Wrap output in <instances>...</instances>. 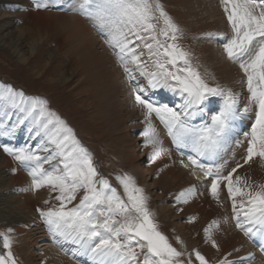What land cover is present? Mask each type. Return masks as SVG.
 <instances>
[{
  "label": "snow or ice",
  "instance_id": "6c2138e0",
  "mask_svg": "<svg viewBox=\"0 0 264 264\" xmlns=\"http://www.w3.org/2000/svg\"><path fill=\"white\" fill-rule=\"evenodd\" d=\"M228 22L231 25L233 36L224 45L229 59L239 63L247 79V89L250 93V102L255 105V119L250 125V131L242 135L247 139V155L244 163H248L254 157L264 160V0H221ZM46 5L36 0V7ZM83 14L98 22L101 28H107V43L110 47L118 49L117 59L121 62L124 72L132 79L131 69L127 66L131 62L141 66V75H147L148 85L151 88L171 87L166 81L168 78L177 81L181 85V93H188L191 98L188 103L202 104L208 96L224 95L218 88L209 87L200 78L199 74L190 66L177 69V72H185L186 76L169 71L165 63L158 58L160 55L169 59L167 63L175 66L178 60H183L188 65L186 53L176 43H167V38L172 41L178 39L180 29L172 21L171 17L163 10L159 0H84L81 5ZM158 13V16H157ZM163 27L157 32L160 21ZM146 33L147 35H142ZM165 37V41L157 37ZM212 35V34H210ZM130 37L143 43L150 56H156L154 61L158 72H145L140 62L134 43ZM152 42H146V41ZM139 47V45H136ZM155 48V51H154ZM163 48V53L159 49ZM142 54V53H141ZM135 101L143 109H146L145 120L147 127L142 135L146 138V145H154L150 156L152 161L160 155L163 149L159 147L156 130L150 117L153 113L166 125L169 135H172L178 147L191 145L198 156L216 155L225 143L226 133L230 122L237 115V97L228 92L223 109L218 115H212L211 124L199 129L188 127L181 119L180 113L167 105H156L144 98L145 88H133ZM0 101L6 102L11 108L24 113L22 119H18L15 129L23 125L26 120H31L37 128L48 138L49 143L55 145V151L51 156L44 157V163H51L56 157H60L63 168L53 166L52 171H47L41 164V158L35 156L27 149H19L13 152L5 147L4 151L14 155L16 160L35 161L29 175L33 178L34 188L48 185L54 191L59 190L55 197L60 201L57 210L41 211L40 214L48 221L54 235H59L65 240L78 244L92 254L98 264H136L140 253L135 249H147L143 256L142 264H182L179 260L183 254L178 252L168 243L167 237L156 229V225L150 219L145 205L143 190L135 186L131 177H118L123 185L127 202L112 188L108 181H97L96 169L92 165L91 157L87 150L76 139L73 130L47 107V101L38 97L26 96L23 91H17L10 86L0 85ZM251 111L245 107L244 112ZM0 122V135L7 134ZM40 132H37L39 135ZM240 143V141H237ZM193 165L197 160L189 157ZM207 177H213L211 181V194L219 200L221 182L225 181L228 195L233 199V211L237 216V227L246 234L256 235L252 227L244 228L239 220L240 212L237 211L236 197H247V203L240 202L245 221L250 225H259L264 229V185L258 190L245 191L239 185L242 178L233 177L237 169L242 165L237 164L227 175H221L219 168L214 174L212 168L203 169ZM223 167V166H220ZM246 183V182H245ZM99 184V187H97ZM84 189V195L75 207L66 210V204L76 199L78 190ZM195 191L194 186L182 191L177 196V201L187 203V197ZM135 213L136 215H132ZM124 217L117 220L116 217ZM217 222L205 228V235L210 239V229ZM138 238V239H137ZM136 241L133 244V241ZM213 246L215 242L213 241ZM4 247L10 244L5 238ZM195 259L199 264H208L199 251L195 252ZM0 264H16L11 252L7 257L0 256ZM221 264H231L222 261Z\"/></svg>",
  "mask_w": 264,
  "mask_h": 264
},
{
  "label": "rangeland",
  "instance_id": "374dc122",
  "mask_svg": "<svg viewBox=\"0 0 264 264\" xmlns=\"http://www.w3.org/2000/svg\"><path fill=\"white\" fill-rule=\"evenodd\" d=\"M72 1H65V3H67L66 8L71 7L72 12L74 13L69 15L65 13L60 14L59 6L54 1L48 0L47 2L44 1V3L39 0L40 3L46 5L43 7V13L54 16H79L78 13L82 10L81 5L83 2L82 0L79 1L80 9H78V7H74ZM200 1L205 2L206 8L203 9L213 10L212 8L214 7V9L219 11L218 19L220 22H216L218 19H212L211 26H213L206 27L203 30L197 26L201 25L200 20H193L191 16V14H198L200 12ZM32 3V10H35V13H38L37 11H39V8L36 7V0ZM159 3L180 29L176 41L167 38L166 42L169 44L173 42L176 43L177 46L187 54L186 59L188 60V65H185L183 60H178L176 65L173 66L167 63V60L169 59L168 57L160 55L158 58L161 62L165 63V67L169 71L177 73L183 77L186 76L187 73L177 72V69H183L190 66L199 74L200 78L209 87L218 88L223 93H228L232 90L234 95H239L241 89H243L244 86L247 87V84H243L242 87L241 81L243 80L244 82L246 76L241 68H238L233 64L232 59H226L229 57L225 51L224 45L233 36V32L231 25L228 22L227 14L224 11V6L221 4V0H159ZM7 4L9 3L0 5L11 8L8 7ZM2 6H0V11L3 9ZM14 9L18 11L20 10L19 6H16L11 10L4 11L10 12V15L15 13L13 15L17 16L18 12ZM216 10H213L210 14H216ZM4 14L8 15L9 13ZM52 19L54 22L47 21V23H51L50 34L46 39L44 38L43 45L40 47V52L38 53L40 56H43L44 54L43 58H40V56L34 58L33 56L30 61L24 62L23 59L19 58L20 56L12 53V49L9 46L8 48H2L0 39V82L5 86L13 87L17 91H23V93L27 94L29 97L35 96L47 101L48 109L56 113V115H58L68 127L73 130V133L80 144L82 145V140H86L92 146L95 152L92 149H86L91 157V161L93 160L92 157L94 153L99 156L101 160L100 165H96L92 161V165L97 172L95 179L97 181L100 179L107 180L109 185L112 188H115L117 193L126 202L127 196L124 193L123 185L120 183L118 177L125 175L131 177L135 182V186L143 190L142 194L145 197V205L149 212L150 219L156 225L157 231L167 237L168 243L178 252L183 254L179 257L182 264H199V261L195 259L194 252L200 250V253L202 255L204 254L200 245L195 246V248L191 245L188 230L184 226L185 223L188 222V218L181 219L180 222L176 220L181 217L182 213L180 212V208L173 202L174 194L167 195L160 189H152L151 183L153 182L154 172L151 167L154 165V161L149 159V156L140 159L142 153L145 152V154H147V151L145 150L146 138L142 135L143 130L147 127V121L145 120L146 109H143L136 103L132 89L139 87L145 88V93H141V95L158 106L161 105V102L164 100H168L169 98L174 99V106L169 104L166 105L180 113L182 118L183 115L190 118L191 110L195 113H199L200 106L205 104L209 107V104L215 100L214 97L220 96H208L202 104L190 105L188 101L191 98L188 96V93H181V85L171 78H168L166 81L171 85L170 88H151L148 85L147 75H141V66L132 63L131 57L129 56L127 57L129 60L127 66L131 69V76L133 77L130 79L129 75L124 72L121 62L117 59V50L112 47L114 50L108 52L109 54L111 53V58L116 62V66L120 69L123 76L122 83H124V86L122 87L124 90L128 91L129 94V96L127 95L129 97L127 101L126 97H123L122 95H120L119 100H115L116 93L113 91L114 94H112L113 99L111 100V105L116 106L115 110L110 111L112 118H114L116 122L115 133L113 134V132L108 129L106 122L95 113V110L99 105L97 101L98 91L103 92L105 97L104 101H106V103L108 101L109 96L105 95L107 85L100 79L98 70L91 62L88 61L87 65H81L79 58L71 60V56L70 58L68 57L74 44V40H72L73 37L68 29V24L63 20L53 17ZM14 21H16V23H12L11 29L8 31H15V27L21 25L19 24L21 21L20 18H16ZM85 24L93 31L101 43H107V28H101L97 21L90 20L87 17L85 18ZM193 24L197 26L194 29H192ZM163 26V21L161 20L158 24L157 32H159V29ZM99 31L103 33V37L96 33ZM142 35L147 34L142 33ZM69 36L71 37L69 38ZM36 37L37 34H33L32 37L24 35V39H22L23 42L19 43L18 46L21 49V53L28 52V41L30 42ZM157 38L161 41H165L166 39L159 35ZM130 39L134 41L132 47L136 48V45H139V47L136 48V54L140 57L143 70L148 73L158 72L159 69H157L154 63L157 57L150 56L148 49L143 47V43L135 40V37H130ZM16 40L17 38L14 36L12 41L16 42ZM146 42L152 41L149 40ZM14 46L17 47L16 45ZM58 47H61L60 52H57ZM159 51L160 53H163V48L159 49ZM49 54H53V58H51L50 61ZM223 60L228 61L231 66L232 72L229 76L219 72ZM115 78L116 77L114 76L110 78L113 86L117 84ZM94 82H101L102 84L95 87ZM91 84L93 88L91 87ZM248 94L250 93L248 92ZM108 102H110V100ZM120 103L122 104V107L119 106ZM133 104H135L133 107H135L137 111L132 107ZM132 110L136 112L135 120ZM0 111L1 116L7 122L8 127L16 125L18 119L24 117V113L18 109L11 108L4 101H0ZM152 116L153 114L151 115L150 120L153 125L155 119ZM17 130L22 133L25 131L34 134L35 140H40L42 143H46V146L50 150L49 154L52 155L54 153L55 145L49 143L48 138L30 119L26 120L23 125H19ZM38 131L40 132L39 135H37ZM121 136L124 137V141L119 138ZM4 148L5 146L3 145L2 149ZM127 155L134 157V160L136 161L133 159V161L129 160ZM36 156L41 157L43 155L37 154ZM60 159L61 158L58 157V159L52 160L51 163L44 164L47 171H52L51 169L53 166L61 167L58 166ZM138 165L143 166V169H141V175L135 170V167ZM262 182L264 184V181ZM262 182H259L260 185ZM259 183L255 182L258 186ZM256 186L257 185H254V188L252 189L256 190ZM97 187H99V184H97ZM37 191L40 192L42 190ZM58 192L59 191H54L52 188L47 191L44 195L46 197L37 203L40 212H46L50 209L57 210L59 208L60 201L55 199V197L59 195ZM83 195L84 189L78 190L76 193V199L71 203L66 204V210L78 205ZM163 208H169L170 210L164 212L162 210ZM174 208H176V211ZM132 215L136 214L133 213ZM116 219L122 221L124 217L117 216ZM5 238L9 241V248L4 247ZM192 239L196 240L194 237H192ZM135 243L136 241L134 240L133 244ZM196 243L194 242L193 244ZM195 249L197 250L195 251ZM135 250L140 253L136 264H142L143 256L147 252V249L145 248L141 250L137 247ZM9 252H11L16 264H28L27 258L23 255L21 243L13 237L10 229L0 220V256L7 257ZM34 253L37 255L38 259L41 258V256L43 257L42 252L38 250V248H36ZM37 264L47 263H45L44 260H39L37 261Z\"/></svg>",
  "mask_w": 264,
  "mask_h": 264
},
{
  "label": "bare ground",
  "instance_id": "6f19581e",
  "mask_svg": "<svg viewBox=\"0 0 264 264\" xmlns=\"http://www.w3.org/2000/svg\"><path fill=\"white\" fill-rule=\"evenodd\" d=\"M19 1L21 0H0V4H10L12 2L13 4L25 3L24 1L19 3ZM82 2H84V0H82ZM199 7H201L199 8L200 12L198 14H191V16L193 20H200L201 25L197 26L203 30L206 27L211 26L212 19H218L219 11L213 7L212 9L216 10V14H210L213 10L203 9L206 8L205 2L203 1L199 2ZM78 14L79 16H54L43 12L35 13L29 7H24L23 12L17 16L13 14V16L10 14L7 15L0 11L1 47L8 48L9 46L12 49V53L20 56L19 58L23 59L24 62L30 61L33 56L34 58L40 56L38 53L40 52V47L43 45V40L50 34L51 23H47V21L54 22L52 17L63 20L68 24V29L73 37L72 40H74V44L68 57L70 58L71 56V60L79 58L81 65H87L88 61L91 62L98 70L100 79L107 85L105 95L109 96L108 101L110 100V102L107 101L106 103V101H104L105 97L103 92L98 91L97 101L99 105L97 106L95 113L106 122L108 129L114 134L116 122L114 118H112L110 111L115 110L116 106L111 105V100L113 99L112 94L116 93L115 100H119L120 95H122L123 97H126V101L129 99V94L128 91L123 89L122 86H124V83H122L123 76L121 71L116 66V62L111 58V53L109 54L108 52L111 50L113 51L114 49L110 47L108 43H101L93 31L85 24L86 17L90 20L93 19L84 15L83 10ZM16 18L21 19V25L16 26L15 31H8L11 29L12 23H16V21H14ZM216 22H220L219 19ZM197 26L193 24L192 29ZM33 34H37V37L30 42L28 41V52L21 53V49L18 46L19 43L23 42L22 39H24V35L32 37ZM14 36L17 38L16 42L12 41ZM71 36H69V38ZM130 46L132 47V45ZM60 49L61 47H58L57 52H60ZM116 50L118 51V49ZM43 57L44 54L43 56H40V58ZM51 58H53V54H49V61ZM222 62L223 64L219 68V72L228 76L231 75L232 69L229 62L225 60ZM113 76L116 77L115 82L117 84L115 86L111 84L110 78ZM94 84L96 87L102 83L94 82ZM91 87L93 88L92 84ZM244 87L242 90H244ZM245 95L242 103L243 109L245 107H250L251 111L255 113V105L251 104L249 97L247 96V87H245ZM121 105L122 104L120 103L119 106ZM133 106H135V104H133L132 107ZM133 108L136 110L135 107ZM132 111L135 120L136 112L134 110ZM251 123L253 122H246L245 126H250ZM153 127L156 130L157 138L161 142L159 147H161L163 151H161L160 155L155 159L154 165L151 167L154 172L153 182L151 183L152 189H160L167 195L174 194L173 202L180 208V212L182 213L181 217L176 220L180 222L181 219L188 218V222L185 223L184 226L188 230L191 245L194 248L197 245L202 247L203 254L205 255L208 264H221L222 261L231 262V264H264L263 258H261L256 250V244L252 243L253 239L258 238V241L264 244V229H261L259 225H250L245 221L243 210L239 207L241 200H243L245 204L247 203V197H236L237 211L240 212L239 220L244 228L252 227L253 231L256 232V235L254 236L246 234L244 230L237 227V216L233 211V199L228 195L226 182H221L220 188L218 189L219 200H217L211 194L212 180L208 179L200 172L198 165H193L191 161H184L172 151L169 139L162 135L161 127L156 124L155 121L153 122ZM242 128L243 125H238L235 129L231 128L233 135L230 133L226 134L225 143L217 154L221 159V162H229V165L227 168L224 166V169H221V171L229 173L237 164L242 165V167L238 168L236 173L233 174V177L235 178V176H239L242 178V182L239 186L245 191L254 188V185H257L256 190H258L260 186L259 182L264 181V160L254 157L248 163H244V158L247 155V139L242 136ZM3 130L7 134L0 135L1 222L10 229L13 237L21 243L23 255L27 258L28 264H37V261L39 260H44L47 264H75V255H77L76 253L81 249V246L65 240L59 235H54L51 231V227H49L48 221L39 214L40 209L37 203L46 197L44 195L51 188L48 185L34 188L33 178L29 173L31 169L36 166V162L18 161L14 155H10L1 148V144L5 143L6 147L12 149L13 152H17L19 149H27L34 154V152L37 151L34 148V139L29 135L14 134L12 129ZM8 132H10V134ZM235 136L237 139H234ZM119 138L124 141L123 136ZM241 138L245 139L243 144V140L240 143L236 142L233 144L234 140H239ZM154 147V145H145L147 154H145V152L142 153L140 159L146 158L147 156H149L150 159ZM188 148H191V145H189ZM45 151L47 155L49 150H43L44 153ZM127 157L131 161L135 159L128 155ZM196 157L198 158V156ZM56 159H58V157ZM58 166H61L59 168H63L60 161ZM141 169H143L142 165L135 167V170L140 175L142 173ZM255 182L259 183V186L258 184H255ZM261 185H264L263 182ZM193 186L195 191L187 197V203H184L183 200L178 202L176 199L177 196L182 191ZM37 190L42 191L38 192ZM174 209L176 211V208ZM162 210L165 212L170 209L163 208ZM213 221H216L217 223L210 229L211 238L209 239L205 235L204 230L205 228H208ZM192 237L196 238L198 241L195 239L193 240ZM213 241L215 242V246H213ZM194 242L197 243L193 244ZM36 248L42 252L43 257L41 256V258H37V255L34 253ZM196 250L197 249H195V251ZM199 252L201 251L199 250ZM63 253H66L67 255L70 253L71 258L66 257ZM88 263L98 264V261H94L90 252Z\"/></svg>",
  "mask_w": 264,
  "mask_h": 264
}]
</instances>
